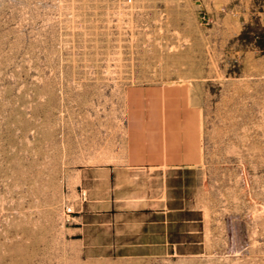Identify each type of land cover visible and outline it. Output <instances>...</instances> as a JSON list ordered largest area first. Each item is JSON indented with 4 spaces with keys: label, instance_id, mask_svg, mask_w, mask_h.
I'll return each mask as SVG.
<instances>
[{
    "label": "rangeland",
    "instance_id": "374dc122",
    "mask_svg": "<svg viewBox=\"0 0 264 264\" xmlns=\"http://www.w3.org/2000/svg\"><path fill=\"white\" fill-rule=\"evenodd\" d=\"M0 264H264V0H0Z\"/></svg>",
    "mask_w": 264,
    "mask_h": 264
},
{
    "label": "crops",
    "instance_id": "0c3cea01",
    "mask_svg": "<svg viewBox=\"0 0 264 264\" xmlns=\"http://www.w3.org/2000/svg\"><path fill=\"white\" fill-rule=\"evenodd\" d=\"M147 120L153 125L161 124L159 121L160 118L150 117L133 119L129 124H138L139 126H134L132 132L140 131V129H142L140 122H147ZM160 129L161 128L157 126V128L150 130V132H158L156 134L158 135L160 133ZM156 144H160V140L153 142V149L157 148ZM167 158V155H162L160 150H151L150 152L143 154V159H138L134 161L132 165L127 167L129 180L133 179L134 181H142L143 191L139 198H141L145 204V206L142 208L143 210L150 211L166 208L167 204L171 203L170 195L172 194H170V189H173L176 183L180 180H183L184 177L192 176L191 174H184L183 170H193V165H177L175 161H167ZM168 196L169 198L167 199ZM136 198H138L137 195L133 198V200H137ZM146 204H148V206Z\"/></svg>",
    "mask_w": 264,
    "mask_h": 264
}]
</instances>
